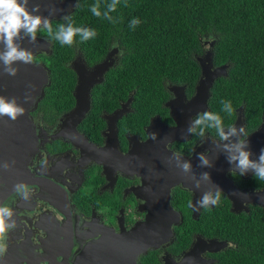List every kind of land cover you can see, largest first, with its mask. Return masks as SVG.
Listing matches in <instances>:
<instances>
[{
    "label": "flooded vegetation",
    "instance_id": "1",
    "mask_svg": "<svg viewBox=\"0 0 264 264\" xmlns=\"http://www.w3.org/2000/svg\"><path fill=\"white\" fill-rule=\"evenodd\" d=\"M62 1L71 5L63 16L78 22L83 15L78 10L81 0ZM62 17H54L53 24ZM83 27L94 29L96 36L84 42L77 36L60 54L64 73L59 72L55 90L49 56L56 44L46 32L37 34L50 42V49L33 52L32 63L48 76L27 104L33 138L25 183L33 194L23 201L14 189L0 202L14 210L6 222L17 223L7 234L9 247L3 257L19 264H230L229 257L239 252L234 225L240 220L216 218L215 213L227 209L238 216L264 214V206L254 198L257 191H264V182L251 172L229 174L230 165L210 139L201 146L199 137L184 132L198 113L217 112L225 126H245L255 158L264 148V103L256 105L247 93L218 83L232 79V63L217 61L216 36L205 37L200 50L192 53L182 81L162 78V89L144 91L137 59L133 73L128 71L133 48L124 41L128 36L110 26ZM202 62L212 73L221 70L209 94L199 90L207 78ZM26 87L23 96L33 83ZM222 101L231 102V116L223 112ZM82 104H89L84 116L72 117ZM153 132L156 140L149 135ZM206 135L214 136V130ZM206 151L225 160L223 178L236 186L241 197L233 199L223 190L219 205L197 207L214 184L196 189L191 176L176 167L172 153L191 160L198 178L207 170L198 167L195 153ZM169 171L176 178L169 180L173 184L167 189L169 181L160 173ZM160 188L167 189L164 196ZM151 216L156 217L151 223L158 224L152 238L162 235L164 240L140 254L132 253L129 260L112 252L119 240L126 241L124 234L146 227ZM143 230L142 238L148 232Z\"/></svg>",
    "mask_w": 264,
    "mask_h": 264
},
{
    "label": "trees",
    "instance_id": "2",
    "mask_svg": "<svg viewBox=\"0 0 264 264\" xmlns=\"http://www.w3.org/2000/svg\"><path fill=\"white\" fill-rule=\"evenodd\" d=\"M96 3L81 0L78 10L83 15L78 22L72 17L74 24L110 26L128 36L124 41L133 46L128 71L133 73L137 59L144 91L162 89V78L182 81L192 53L200 50L205 37L216 36L217 61L232 63V79L222 78L218 83L225 82L233 92L247 93L256 105L264 103V0H119L116 11L110 13L112 21L103 17L111 0H99L100 17L91 12ZM134 19L140 23L132 26ZM60 23L64 21H54V29ZM55 44L49 56L54 90L60 83L59 72L64 73L60 54L69 48L58 41ZM217 210L216 218L240 220L234 225L239 252L229 257L230 264H264V214L248 217Z\"/></svg>",
    "mask_w": 264,
    "mask_h": 264
},
{
    "label": "clouds",
    "instance_id": "3",
    "mask_svg": "<svg viewBox=\"0 0 264 264\" xmlns=\"http://www.w3.org/2000/svg\"><path fill=\"white\" fill-rule=\"evenodd\" d=\"M119 0H111L107 4L103 17L109 21L113 20L110 13L115 12ZM78 6V5H77ZM100 3L91 7V12L96 17L102 15ZM47 12V15L44 12ZM57 9L50 6L42 10L40 3L36 0H0V70L8 76L15 77L18 69L17 63L31 64L34 60L33 52L30 48L23 46V41L29 44L37 42L38 32H46L52 40L58 41L61 45L71 46L74 38L79 37L81 42L87 41L96 36L94 29L76 26L70 15L62 17L64 23H60L55 29L52 18L57 14ZM132 26L140 23L134 19ZM31 100L29 94H25L24 102ZM222 110L228 116L233 114V106L230 101H222ZM25 114V108L18 102L16 97H6L0 95V117H7L15 121ZM210 130H214V136L206 135ZM152 140L157 139V133L149 134ZM185 136H197L201 140V146L210 139L214 147L225 156L230 165L229 174L235 176H245L251 172L257 180L264 182V148L255 155L251 150V142L245 126L227 125L225 126L222 116L214 111L198 113L190 120L185 132ZM195 158L199 161L198 167L212 168L213 161L206 152L195 153ZM175 165L185 175H190L194 181V187L200 189L204 184H211L210 172H201L197 178L193 172L191 160H185L179 152L172 153ZM14 163V162H13ZM12 167L8 162L0 164V168L9 170ZM15 194L23 201H29L33 194V189L26 183L14 185ZM223 190L218 185L205 191L196 202L197 207L208 208L219 205ZM14 215V210L6 205H0V257H3L9 247L8 233L17 227L16 221L6 222V218Z\"/></svg>",
    "mask_w": 264,
    "mask_h": 264
},
{
    "label": "water",
    "instance_id": "4",
    "mask_svg": "<svg viewBox=\"0 0 264 264\" xmlns=\"http://www.w3.org/2000/svg\"><path fill=\"white\" fill-rule=\"evenodd\" d=\"M36 2L40 3L42 10L47 9L50 6H54L58 10L57 14L54 17H62L65 12L68 11L71 7L70 3L67 1H62L60 3V0H36ZM44 14L47 15V12L45 11ZM23 46L30 48L32 52H36L37 50L42 49H47L49 51L50 42L43 38L37 37V42L35 44H29L28 41L25 40L23 41ZM208 61L211 64V54L208 55ZM202 66L204 74H206L207 78L201 82L199 90L201 92L204 91L205 93L207 92V94H209L210 86L212 85L214 78L220 74L219 72L221 70L219 72L212 73L209 71V65L206 66L203 63ZM15 67H17L18 69L17 75L15 77L8 76L4 74L2 70H0V95H4L9 98H18V102L25 108V114L18 117L15 121H12L7 117H0V164L8 162L12 165L9 170L0 168V202L12 190L15 189L14 185L21 182H28L27 180L29 178V169L26 166V162L28 153L30 152L32 147L33 135L32 126L28 117V103L24 102L25 96H23L24 90L27 89L26 84L28 82L33 83V88L27 93L31 96L32 99V97L39 92V88H37V86L43 84L48 80L47 73L44 71V69L41 68L42 72H40V67L36 66L33 63H17ZM104 67L105 65L100 67L101 70H103ZM88 108L89 104H82L81 107L72 114V117H75L77 119L82 118L87 112ZM182 132H184V128L182 129ZM210 157L213 161L214 167L206 168V172H210L211 174V179H213L211 184L218 185L222 190L228 193L229 197L233 199L241 197L236 186L229 180H225L223 178V174L225 172L224 170L227 166L225 164V160L218 154L216 155L215 152ZM164 174L165 176L163 178L167 179V181L176 178L173 174H170V171L168 173H160V176ZM171 184L173 183H171L170 181L169 183L165 184L167 189L170 188ZM167 189H159L161 196L165 195ZM249 196L250 194L245 195L246 198ZM254 198L264 206V191H257ZM154 218L156 217H150V220L147 223L146 227L141 225L124 234V237H126V241L125 239L119 240L117 242V245L112 247V252L120 257L129 260L132 253L140 254L141 252L146 251L149 246H156L161 242V240H164L162 235H159L155 238H152L151 236L152 231H155L153 227L158 226V224L156 223H151V219ZM158 218H162L159 213ZM143 228H146L148 232L142 238L141 235L145 233ZM103 250L106 249L103 247ZM86 255H90V253H87ZM0 264L19 263L18 260H14L10 257H0ZM118 264L121 263L118 262Z\"/></svg>",
    "mask_w": 264,
    "mask_h": 264
}]
</instances>
